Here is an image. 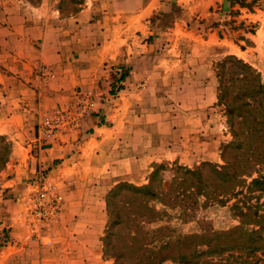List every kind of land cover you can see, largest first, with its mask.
<instances>
[{"label": "rangeland", "instance_id": "rangeland-1", "mask_svg": "<svg viewBox=\"0 0 264 264\" xmlns=\"http://www.w3.org/2000/svg\"><path fill=\"white\" fill-rule=\"evenodd\" d=\"M166 1L168 3L162 10L147 19L150 24L145 29L131 31L140 38L139 41L144 39L147 44L144 60L137 66L115 64L109 69H106V63L103 67L106 75L99 83L98 92L73 88L49 104L50 108L42 110L34 126L36 140L29 151L32 163L27 168L17 169L20 158L15 154V145L8 136L0 135L10 147L7 161L0 169V259L4 256L2 252L9 253L14 244L8 234L11 230L9 225L21 216L23 229L29 238L26 246L34 252V264H50L49 259L60 257L57 253L61 244L59 237L70 228L71 219L91 208L94 210V206L95 213L100 215L99 221L103 222L100 229L101 258L110 264H139V246L144 243L156 249L164 242L171 244L168 253L173 259L162 264H181V256H188L194 250L204 253L208 243L234 246L246 241L242 231L233 233L231 237H221L220 241L213 238L214 234L239 226L246 231L259 229L251 222L242 225V219L232 207L242 200L243 195L227 194L211 199L206 189L208 185L220 184L221 177L216 173L223 171L225 159H228L222 150L232 141L231 124L220 100V89L227 92V101L233 100L236 106L247 102L254 108L259 107L258 101L254 102V98L243 94L247 95L255 85L253 73L258 74L264 85V42L254 43V37L259 36L260 28L264 26V0H209L210 6H206L208 0H182L184 9L177 2ZM27 2L36 8H51L62 18H70L84 6L85 0ZM203 3L204 13L201 9L191 11ZM109 5L112 23L116 25V21L122 20L125 24L129 13L123 14L111 3ZM155 20H160L161 24L155 26ZM232 46L247 51L248 55L229 53ZM233 57L248 65L250 70L241 68ZM135 68L139 77L134 80V85L143 92L140 99L138 96L130 98L131 106L128 103L123 105L128 99V95L123 94L126 87L129 88L126 80ZM44 73H48L47 78ZM52 77V70L47 66L38 68L39 87H47ZM243 77L247 80L242 81ZM211 80L215 85V99L208 105L202 103L206 97L203 90ZM184 87H190L188 96L192 105L188 109L182 107L187 96L183 92ZM138 100L141 101L140 107L132 102ZM262 103L264 106V95ZM185 114H190L195 120L194 136L202 134L201 138L211 139L210 156L201 155L203 141H198L192 146L196 155L192 165L166 160L151 162L139 185L119 182L109 189H67L60 183L61 160L58 158L49 163L50 160L46 161L41 154L53 144L52 141H60L65 135L86 137L93 133L95 126H113L114 117L128 120L141 117L148 149L153 139L167 136L172 127L175 129L184 123L176 117ZM232 120L235 125L239 121L236 116ZM120 128L123 130V126ZM234 155L237 156L236 151L228 157ZM185 170L198 171L199 176L190 175ZM179 178H182L184 197L176 196ZM123 184L150 186L157 198H143L124 188L112 197L116 188ZM197 185L206 187L205 192L197 193L194 190ZM41 193L45 194L48 202L40 199ZM257 196L260 203L264 201V194L259 193L248 201L255 203ZM92 201H95L94 206ZM113 212H118V216L112 215ZM261 235H264V230ZM247 256L239 249L227 248L220 253L202 255L199 264H243L244 259L248 264H259L257 259H264L261 252L253 257ZM9 257L6 264H11Z\"/></svg>", "mask_w": 264, "mask_h": 264}, {"label": "crops", "instance_id": "crops-1", "mask_svg": "<svg viewBox=\"0 0 264 264\" xmlns=\"http://www.w3.org/2000/svg\"><path fill=\"white\" fill-rule=\"evenodd\" d=\"M169 1L185 8L182 0ZM109 3L119 12L129 13L125 24L122 20L116 21V25L112 23ZM167 3L166 0H85L74 16L62 18L51 8H36L27 0H0V135L8 136L14 143L15 154L20 158L17 169L27 168L32 163L29 151L36 140L34 126L44 108H50L49 104L73 88L98 92L99 83L106 75L103 71L106 63V69L115 64L130 67L145 59L147 44L144 39L139 41L140 38L131 31L145 29L150 24L147 19ZM210 4L208 0L206 6ZM200 9L204 13L205 3L191 11ZM153 24L158 26L161 21L155 20ZM259 36L254 37L257 45L264 42V26L260 28ZM246 52L238 46L229 50L237 56ZM42 66H47L53 73L45 88L39 87L37 78V70ZM130 73L133 75L126 80L129 88L123 91L128 95L123 105L128 103L129 106L132 104L130 98L138 96L140 99L143 92L134 85V80L139 77L136 75L138 70L135 68ZM204 76L208 75L204 73ZM189 88H183L187 94L182 103L184 109L192 105ZM203 91L206 97L202 103L209 105L215 99L214 82H208ZM132 102L138 107L141 105L140 100ZM189 115H177L176 120H184L185 124L172 127L167 136L153 139L148 149L141 117L129 118L133 120L114 117L113 126H95L93 133L86 137L65 135L60 141H52L53 144L41 154L46 161L50 160L49 163L58 158L61 160L60 183L67 189H109L119 182L139 185L151 162L166 160L192 165L196 161L192 146L198 141H203L201 155L210 156L211 139L201 138L202 134L193 135L195 120ZM92 203L94 206L95 201ZM94 210L91 208L71 219L72 225L59 237L61 244L57 253L60 257L49 259L50 264H110L101 258L103 222ZM9 227L8 234L14 244L9 253L2 252L0 264H6L8 256L11 264H34V252L26 246L29 238L21 216Z\"/></svg>", "mask_w": 264, "mask_h": 264}, {"label": "trees", "instance_id": "trees-1", "mask_svg": "<svg viewBox=\"0 0 264 264\" xmlns=\"http://www.w3.org/2000/svg\"><path fill=\"white\" fill-rule=\"evenodd\" d=\"M233 59L239 64L243 69L250 70V67L243 63L241 60H238L233 57ZM255 77V85L253 89H250L247 95L249 98H254L258 101V108H254L252 104L247 102L242 103L239 106L234 105V102L227 101L226 96L227 92L223 89H220V100L226 108V115L229 118L231 129H232V141L224 146L222 154L226 153L228 159H225V166L222 172H217L216 174L221 177L220 184L214 186L208 185L206 189L208 196L212 198L223 197L227 194L243 195L242 200H238L239 203L233 205L232 207L237 211L238 217L242 219L241 224L245 225L248 222H251L258 226V230H244L243 226L233 227L231 230L221 233L214 234L213 238L216 241L222 237H231V235L237 231H242L245 234V242L235 243L234 246L222 245L216 243L211 245L208 243L207 250L199 252L194 250L188 256H181L179 262L181 264H199V258L202 255H211L215 253H220L227 248H235L241 250L244 254L248 255L247 257H253L256 253L261 252L264 255V235H261V232L264 230V201L259 202V196L255 197L256 202L250 203L249 201L254 198L255 193L259 195L264 194V106L262 103V97L264 95V85L262 84L257 73ZM245 77L242 78V81H245ZM242 96V94H241ZM236 116L239 121L236 125L233 123L232 118ZM250 116V118H249ZM249 118V120H248ZM229 148V150H227ZM9 143L3 136H0V169L5 165L7 158L9 156ZM236 151L237 156L228 157L232 155V152ZM254 169V171H249ZM186 173L190 175L199 176L198 171L185 170ZM256 177H253V175ZM248 179L250 180L248 182ZM182 178L178 179L176 196H185L184 190L181 188ZM124 188L126 191L137 194L139 196L157 198L155 192L151 191L150 186L135 187L130 184H123L116 188L112 197L116 196L119 191ZM206 187L197 185L195 191L197 193L205 192ZM181 190V193L179 191ZM183 191V192H182ZM116 193V194H115ZM244 193V194H243ZM247 199V201H246ZM249 200V201H248ZM147 207V206H146ZM148 209V207H147ZM118 212H113L112 215H117ZM118 216V215H117ZM248 220V221H247ZM261 231V232H260ZM169 242H164L158 248L153 249L148 247L146 244H142L138 248L140 253L137 257L139 264H162L165 261L173 259L170 255ZM259 264H264V259H257ZM243 264H248V260L244 259Z\"/></svg>", "mask_w": 264, "mask_h": 264}, {"label": "built area", "instance_id": "built-area-1", "mask_svg": "<svg viewBox=\"0 0 264 264\" xmlns=\"http://www.w3.org/2000/svg\"><path fill=\"white\" fill-rule=\"evenodd\" d=\"M47 75H48V73H46V74L44 73V76H45L46 78L48 77ZM40 199H41L43 202H45V203L48 202L47 197H46L45 194H43V193L40 194ZM41 200H40V201H41Z\"/></svg>", "mask_w": 264, "mask_h": 264}]
</instances>
